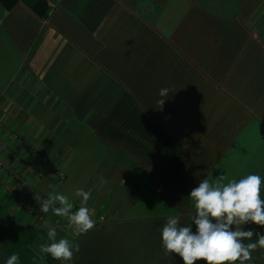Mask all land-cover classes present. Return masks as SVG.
I'll list each match as a JSON object with an SVG mask.
<instances>
[{"label": "crops", "instance_id": "crops-1", "mask_svg": "<svg viewBox=\"0 0 264 264\" xmlns=\"http://www.w3.org/2000/svg\"><path fill=\"white\" fill-rule=\"evenodd\" d=\"M47 2L45 19L0 4V142L20 174L42 173L36 192L55 185L78 210L82 188L104 221L76 236L0 187V264H60L39 251L53 227L80 246L70 264H183L160 229L170 215L192 223L202 179L257 174L264 197V0Z\"/></svg>", "mask_w": 264, "mask_h": 264}, {"label": "clouds", "instance_id": "clouds-1", "mask_svg": "<svg viewBox=\"0 0 264 264\" xmlns=\"http://www.w3.org/2000/svg\"><path fill=\"white\" fill-rule=\"evenodd\" d=\"M169 88L159 90L160 108L164 98L169 96ZM53 191L39 202L40 211L65 217L67 226L76 236L87 234L95 227V220L86 205L90 192L76 189L74 195L81 198V206L73 211L74 203L69 197ZM195 213L192 223L180 225L179 216H168L160 229L161 243L166 256L178 255L183 264H252L253 253L264 250V234L245 230L244 225L254 224L264 227V197H262V177L249 174L243 178L229 179L220 174L214 179H202L189 194ZM57 204L59 206H57ZM195 225V231H193ZM48 244H41L39 251L48 254L60 264H70L79 252L80 246L67 238L56 239V229L47 232ZM247 241V242H246ZM5 264H19V254L9 256Z\"/></svg>", "mask_w": 264, "mask_h": 264}, {"label": "built area", "instance_id": "built-area-1", "mask_svg": "<svg viewBox=\"0 0 264 264\" xmlns=\"http://www.w3.org/2000/svg\"><path fill=\"white\" fill-rule=\"evenodd\" d=\"M0 127H2L1 123ZM11 138L15 141H19L14 136H11ZM44 171L55 174L59 181L65 178L63 170H59L51 165H46ZM41 174V172L35 171L29 166H26L25 174H20L10 162L7 148L0 142V187L9 196L15 199V203L19 208H25L26 204L29 203L31 207L28 208V212L34 215V218L39 223L43 222L46 217V213L39 210V202L47 197L35 191L33 180H38ZM95 221L102 222L104 218L100 217Z\"/></svg>", "mask_w": 264, "mask_h": 264}, {"label": "trees", "instance_id": "trees-1", "mask_svg": "<svg viewBox=\"0 0 264 264\" xmlns=\"http://www.w3.org/2000/svg\"><path fill=\"white\" fill-rule=\"evenodd\" d=\"M18 2H23L42 19H45L49 14L50 10L47 0H0V4L7 11L11 10ZM175 256L183 263L178 255L175 254ZM202 262L198 261L197 264H201Z\"/></svg>", "mask_w": 264, "mask_h": 264}]
</instances>
